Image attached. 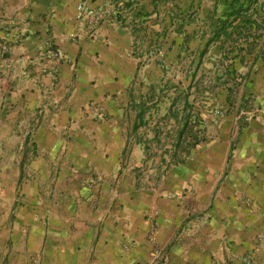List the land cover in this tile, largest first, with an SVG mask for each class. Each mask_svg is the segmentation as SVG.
I'll list each match as a JSON object with an SVG mask.
<instances>
[{"label": "crops", "instance_id": "obj_1", "mask_svg": "<svg viewBox=\"0 0 264 264\" xmlns=\"http://www.w3.org/2000/svg\"><path fill=\"white\" fill-rule=\"evenodd\" d=\"M108 1L0 0V110L26 112L13 126L42 113L24 138L38 155L5 264H264V57L244 84L251 101L227 106L214 135L141 186L122 159L139 122L131 30L108 17L88 35L78 20L80 3Z\"/></svg>", "mask_w": 264, "mask_h": 264}, {"label": "rangeland", "instance_id": "obj_2", "mask_svg": "<svg viewBox=\"0 0 264 264\" xmlns=\"http://www.w3.org/2000/svg\"><path fill=\"white\" fill-rule=\"evenodd\" d=\"M231 1L161 0L157 7L152 0H109L99 8L87 4L90 8L101 10L108 6L109 11L99 21L111 17L114 22L119 21L129 27L133 39V53L140 59L132 98L133 103H144L145 119L136 130L133 127L132 131L128 132L122 159L134 171L141 186H156L164 171L176 162L172 157L177 150L175 145L178 122L173 117H168L174 97L180 95L183 98L178 103L181 108L183 94L188 91V98L193 105L190 121L194 124L192 129L194 135L192 138L187 132L182 138L183 142L178 150L180 158L185 156L182 146L197 138L207 139L216 133L227 106L236 107L243 102L248 104L251 101H248L243 93L250 62H241L237 58L230 67L231 71L227 73L225 68L231 64V60L223 55L220 41L207 44L217 19L226 18L225 13ZM128 2L130 6L127 5ZM240 3L249 4L250 0H238L236 5ZM258 4L262 5L259 14L263 16L264 0H259ZM251 6L253 8L254 3ZM251 18H255L252 9L243 13L234 24L237 26ZM86 24H83V28H87L88 35L96 32L93 29L95 26L89 28ZM262 25L264 28V20ZM260 32L262 36L257 39L252 36L248 39L241 37L238 42L245 46L256 43L258 48L264 43V29ZM236 38L237 34L227 40L226 44H234ZM1 49L4 53L9 52L7 41H2ZM54 51L55 48H51L46 57L49 60L47 71L54 72L59 67L61 57ZM193 73L195 74L193 86L188 88ZM164 83L178 85V89L164 88L162 91L158 86L162 87ZM215 83L218 86L212 87ZM198 84L202 90L198 88ZM158 98L161 100L156 104ZM41 115L38 109L32 112V123H27V126H24V123L13 126L7 120L12 117L24 119L27 117L26 112L20 110L14 113L8 105L0 110V120H2L0 123V263L3 264L8 262V256L4 253L13 244L11 232L17 209L23 203L21 186L28 176L24 167L27 168L38 155L34 143L29 145L25 143L31 142L39 129L40 122L37 119ZM25 146L27 151L21 153L20 158L9 157L11 148H20L23 151ZM12 153L17 154L14 151ZM17 166L20 168L19 173Z\"/></svg>", "mask_w": 264, "mask_h": 264}, {"label": "trees", "instance_id": "obj_3", "mask_svg": "<svg viewBox=\"0 0 264 264\" xmlns=\"http://www.w3.org/2000/svg\"><path fill=\"white\" fill-rule=\"evenodd\" d=\"M160 1L161 0H153L156 7L158 6V3ZM258 1L259 0H250L249 4L240 3L237 6L236 2H238V0H232L229 3L228 11L225 13L226 18L217 19L215 29L212 31V35L207 41V44L212 41H220L221 48L223 49V55L227 58H230L231 60L230 62L231 64L230 65L228 64L225 68L227 73L231 71L230 67L236 61L237 58H239L241 62H250L249 69H248V72H249L252 66L257 61V59L260 57H264V43L262 45H259L258 48H256L257 46L256 43H253L252 46H249V45L245 46L241 42H238V39L241 37H245L246 39H248L250 36H252L254 37V39H257L262 36V32L260 31L264 29L262 25V20H264V15L260 16L259 14L262 8V5L258 4ZM253 3H254V7L252 8L251 5H253ZM127 5L130 6L131 5L130 2H128ZM251 9H252V14H254L255 18H251V20L247 19L246 21L244 20L243 22H241V24H238L237 26H235L234 24L235 21H237V19L243 13H247ZM259 18H261L262 20H259ZM252 29H254V31ZM235 34H237V38L234 39V44L232 45L226 44L227 40L232 39ZM247 55H249V57H247ZM234 70L235 69H233V71ZM194 77H195V74L193 73L192 79H191V82L189 83L188 88H192ZM216 85L218 86V84L215 83L214 85H212V87H215ZM163 86L162 87L158 86V87L162 91H164V88L178 89V85H169L168 83H164ZM198 88H200L199 84H198ZM200 89L202 90V88ZM212 92L213 91L211 90L210 93ZM183 96H184V100H183V105L181 108L178 106V103L183 98L180 95H178L172 99L171 106H170V115H168V117L171 116L178 122V128H177V133H176L177 143L175 145V148H177V150H175V152L173 153V157H172V159L176 161L174 163H179L185 160L186 156L191 152V149L195 147L196 144L199 143V141L205 139V138L203 139L197 138V139H194L193 142L187 143L185 146H182V149L185 151V156L183 158L179 157L178 150H179V147H181V143L183 142L182 138L185 137V134L187 132L190 133L188 134V136H191L192 138H193L192 135H194L192 133L194 124H192L190 121L191 116H192V111H193V105L191 104L192 102H190L188 98V91L184 93ZM160 100L161 99L158 98L156 100V104L159 103ZM134 107L138 108L137 119L139 120V122H137L134 125V129L136 130L143 123L145 119L144 118L145 105L143 102H137V103H134ZM187 110L188 112L186 113ZM181 111H182V114L180 115ZM156 136H158V133L156 134ZM163 160H165V158Z\"/></svg>", "mask_w": 264, "mask_h": 264}, {"label": "built area", "instance_id": "obj_4", "mask_svg": "<svg viewBox=\"0 0 264 264\" xmlns=\"http://www.w3.org/2000/svg\"><path fill=\"white\" fill-rule=\"evenodd\" d=\"M107 7L108 6H106L103 10L94 9L92 7L90 8L86 3H80L78 5V20L82 25L87 23L89 25V28H92L93 26H96L99 23L101 17L106 16L107 12L109 11ZM54 53L58 56L60 55L59 51L55 50Z\"/></svg>", "mask_w": 264, "mask_h": 264}]
</instances>
